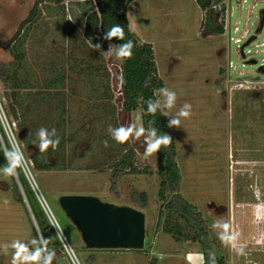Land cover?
<instances>
[{
  "label": "rangeland",
  "instance_id": "1",
  "mask_svg": "<svg viewBox=\"0 0 264 264\" xmlns=\"http://www.w3.org/2000/svg\"><path fill=\"white\" fill-rule=\"evenodd\" d=\"M33 2L0 0V66H12L14 58L6 45ZM219 3L228 14L221 30H216L219 11L211 10L208 17L194 0H132L126 10L127 24L139 43L151 45L161 88L176 93L175 107L163 116L174 146L179 175L177 194L204 222L211 254H216L220 264H264V83L233 86L242 79L264 82V70H258L264 69V23L261 30L254 32L264 0ZM63 6L59 9L48 2L38 6V16L26 32H20V62L34 75L31 78L36 85L49 76V68L63 66V118L69 126L67 131H73L74 140L82 141L75 157L70 156L73 145H65L64 157L68 162L63 163L64 170L30 169L35 188L72 250L76 264H202L200 246L191 240L190 232L187 231L186 240L173 241L160 228L156 231L158 211L161 210L164 220V205L173 194L165 192V200L158 199L157 155L144 157L145 137L140 138L137 147H133L134 138L126 142L128 148H133L130 162L136 173L112 176L110 170H104L105 165L113 164L122 154L120 143L108 132L109 126H142L140 109L128 115L119 114L114 67L121 63V58L115 47L107 52L110 43L94 50L90 41L83 38L79 6L66 1ZM252 35L254 39L242 48V58L239 47ZM82 59H93L103 67L102 76H85L78 69L71 71L72 60L80 69L78 61ZM249 60L255 62L248 63ZM105 85L111 93L110 100L101 98ZM5 89L0 81V92ZM160 89L154 91L156 100H163ZM33 90L30 93H35ZM185 103L191 105V116L180 118L179 127L169 128L168 121ZM111 108L117 112V118L110 117ZM40 113V117L46 116L43 107ZM13 127L12 124V133ZM14 142L21 149L18 141ZM110 147L109 161L103 162L101 149ZM4 168L0 167V264H12L16 251L11 246L13 242L25 244L33 253L38 250L39 239L23 202L16 197L14 179L3 173ZM63 195L92 196L141 212L143 248H84L79 234L58 206L57 200ZM38 204L32 202L37 225L42 228L44 221ZM223 224L231 226L230 232L239 233L237 244L244 246L243 254L221 240L223 229L217 225ZM30 264L43 263L40 257ZM49 264L72 263L61 246L51 250Z\"/></svg>",
  "mask_w": 264,
  "mask_h": 264
},
{
  "label": "trees",
  "instance_id": "2",
  "mask_svg": "<svg viewBox=\"0 0 264 264\" xmlns=\"http://www.w3.org/2000/svg\"><path fill=\"white\" fill-rule=\"evenodd\" d=\"M75 3L79 6L81 11L80 20L84 39H88L94 45L99 43L101 47H106L107 43L111 45H119L131 40L133 42L132 57L130 59L121 58V63L114 67V75L116 78L115 85L119 90H116L117 96L115 98L116 107L119 114L128 115L129 112L140 109V119L142 126L147 130L156 128L157 135L168 134L167 124L160 109L153 115L147 112V102L149 100L155 101L154 91L161 88V82L156 76V68L153 62L152 48L149 43H139L135 34L128 27L126 10L128 4L132 0H34L32 6L27 12L25 18L20 21L17 29L9 38L7 48L13 56L12 66H0V81L6 89L0 92V108L11 127L14 125V138L21 145L25 162L30 165L28 169L37 171H48L55 167L59 170H64V162L68 159L64 157V149L66 144H72L71 157H75V151L80 146V142L75 141L73 131H67L69 126L64 117L63 104V87L64 68L63 66H52L49 68V76H47L39 85L33 84L30 74L20 62L23 53L20 50V32H26L30 27V23L38 16V6L48 2L57 5L59 9H63V2ZM196 4L208 14L211 12V5L219 3L220 0H194ZM223 7V6H222ZM209 17V14L207 15ZM120 25L124 29V39L118 40L113 38L111 41L104 40L103 37L107 30L114 25ZM29 25V26H28ZM221 30V25L217 26ZM87 42V41H86ZM85 44V43H83ZM88 54V53H87ZM94 57L99 58V55L93 54ZM95 59V58H93ZM93 59L79 60V64L72 60L71 71H78L80 74H87L92 76H102L104 73L103 67L97 64ZM88 75V76H89ZM105 94L101 98L110 100L111 93L108 91V86L105 85ZM35 93H30L31 90ZM33 90V91H34ZM32 99V100H31ZM53 100V103L50 101ZM46 103V104H44ZM46 110V116L40 117V112ZM110 117H116L111 108ZM117 118V117H116ZM71 126V125H70ZM44 127L51 136L52 129L56 130V134L60 139L58 147L53 150L51 147L44 153H41L38 148V136L36 135L38 129ZM81 132L84 133L82 130ZM19 135L20 139L17 138ZM55 138V137H51ZM0 167H8L4 152L11 151L8 142L2 131L0 125ZM140 140V139H139ZM139 140L135 139V146L139 145ZM112 141V140H111ZM88 145V146H87ZM88 151L90 145H85ZM126 143L120 144L122 154L119 160L111 165H105L104 170H110L113 175L122 173H134L135 168L130 160L133 157V148H128ZM20 148V147H19ZM112 148L102 150L101 160L109 161V152ZM85 153V152H84ZM157 155V175L159 176L158 185V199L163 202L165 200L163 194L165 192L173 194L169 202L164 205L166 209V217L162 220L161 210L158 211V218L156 222V231L160 228L161 232L170 236L173 241L186 240L188 232L191 233V240L200 246L202 255V264H220L217 256L212 255L209 248L208 233L204 222L201 220L197 212H192L191 207L177 194L179 175L177 167L174 162V146L171 143L167 147H161L156 153ZM115 157H117L115 155ZM118 158V157H117ZM116 158V159H117ZM52 160V161H49ZM67 160V161H66ZM100 160V159H99ZM101 163V162H100ZM100 163H96L99 166ZM101 169V168H100ZM98 169V170H100ZM145 172V171H144ZM136 173V172H135ZM138 173V172H137ZM15 176L22 190L24 199L33 217V221L37 227L46 257H49L53 248L61 249V245L51 228L45 214L40 208L32 190L30 189L24 174L20 167L15 170ZM12 178V177H11ZM13 180V179H12ZM14 185V190L18 201L22 203L18 189ZM37 202L40 208V215L43 218L44 225L40 228L37 225L35 213L32 202ZM143 202V201H141ZM144 204L142 203L141 206ZM162 221V223H161ZM162 224V225H161ZM161 226V227H160ZM188 231V232H187ZM181 239V240H180ZM40 250L41 261L44 264V256L40 243H38Z\"/></svg>",
  "mask_w": 264,
  "mask_h": 264
},
{
  "label": "clouds",
  "instance_id": "3",
  "mask_svg": "<svg viewBox=\"0 0 264 264\" xmlns=\"http://www.w3.org/2000/svg\"><path fill=\"white\" fill-rule=\"evenodd\" d=\"M113 38L118 40L124 39V29L118 24L107 30L103 37V39L107 41H111ZM90 44L94 50L99 51L101 49V45L99 43L93 45L90 41ZM113 47H115L116 55L118 57L127 59L132 57V49L134 45L131 40L119 45L110 44L107 52H110ZM159 93L160 96L163 97V100H149L147 102V112L154 115L157 112V109H160L162 115L168 116L170 110L175 107L177 99L176 93L169 90L168 88H161ZM165 109L169 111H164ZM190 116L191 105L185 103L179 109L177 114L168 121V127H179L180 118H189ZM146 131L148 133L147 136H145ZM108 132L110 133L112 139L120 144L128 142L130 138L139 140L141 137H145L144 143L146 146L143 154L145 158L157 153L162 146L167 147L172 143V138L168 134L157 135V130L154 127L146 130L143 126L136 125L120 126L116 128L109 126ZM36 135L38 136V148L41 153L46 152L50 147L55 150L60 143V139L57 136L55 129H52L50 136L47 129L41 127L38 129ZM104 143L105 146H107V141ZM6 156L9 160V165L2 170L5 175L11 176L15 174L17 167H22L25 165L23 152L20 150L18 145L14 146L11 151H7ZM217 226L223 229L220 234L221 240L230 244L239 254H243L244 246L237 244L239 233L235 231L230 232L229 230L231 226L229 224ZM11 246L16 250L12 258V264H30V262H38L40 260L39 249L33 253H29L28 247L19 241L13 242ZM4 247L5 249L7 248L6 245ZM50 259L51 254H49V257L44 261V264H49Z\"/></svg>",
  "mask_w": 264,
  "mask_h": 264
},
{
  "label": "water",
  "instance_id": "4",
  "mask_svg": "<svg viewBox=\"0 0 264 264\" xmlns=\"http://www.w3.org/2000/svg\"><path fill=\"white\" fill-rule=\"evenodd\" d=\"M263 23L264 8L260 10L258 23L254 31L255 33L262 29ZM252 39H254V35L250 36L240 45L239 52L242 58L244 57L242 53L243 46L248 44ZM247 62L254 63L255 61L249 60ZM258 70L262 71L264 69L259 67ZM17 138L20 139L19 135H17ZM4 156L9 165V160L5 152ZM12 177L34 226L39 243L42 245L37 227L33 221L15 174H13ZM24 177L31 188L32 186L25 175ZM57 203L64 216L79 234L80 241L84 248L88 250H125L143 248L144 216L136 209L101 202L95 197L81 195H63L58 198ZM42 252L44 258H46L45 251L42 250Z\"/></svg>",
  "mask_w": 264,
  "mask_h": 264
},
{
  "label": "built area",
  "instance_id": "5",
  "mask_svg": "<svg viewBox=\"0 0 264 264\" xmlns=\"http://www.w3.org/2000/svg\"><path fill=\"white\" fill-rule=\"evenodd\" d=\"M211 9L212 10H218L219 11V23L220 25L222 26V28L225 27L226 25V21H227V11L225 9V7L223 6L222 7V4L221 3H215V4H212L211 5ZM236 28H233V31L235 30ZM231 36L228 37V40H231ZM235 41H237L238 39H234ZM264 82L263 81H259V80H249V79H242V80H237L234 82V85L235 87H239V88H243V87H246V86H249V87H254V86H258L260 84H263ZM0 125L2 127V131L4 133V136L6 138V141L8 142V144L11 146V148H13V145H12V142L14 144V146H16L14 140V136L12 135V130L10 128V126L7 124V121L3 115V112L0 108ZM14 138V139H13ZM0 143H1V140H0ZM1 146L3 148V145L1 143ZM23 174L26 176L28 182L31 184V190L37 200V202L39 203L41 209L43 210L51 228L53 229L54 233L58 236V239H59V242L60 244L62 245V248L65 250L69 260L71 261L72 264H76V261L74 259V256H73V253H72V250L69 248L64 236L62 235L56 221L54 220L53 216L51 215L50 211L48 210V208L46 207V205L44 204L40 194L38 193L37 189L35 188L34 184H33V181L31 179V176H30V173H29V170L26 166V163L24 166L20 167ZM41 249L44 250V247L43 245H41Z\"/></svg>",
  "mask_w": 264,
  "mask_h": 264
}]
</instances>
